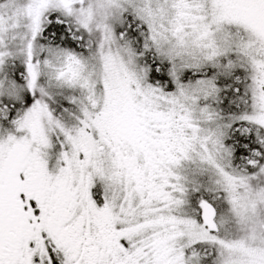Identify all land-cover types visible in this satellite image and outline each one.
Returning <instances> with one entry per match:
<instances>
[{
  "label": "snow or ice",
  "instance_id": "6c2138e0",
  "mask_svg": "<svg viewBox=\"0 0 264 264\" xmlns=\"http://www.w3.org/2000/svg\"><path fill=\"white\" fill-rule=\"evenodd\" d=\"M0 264H264V0H0Z\"/></svg>",
  "mask_w": 264,
  "mask_h": 264
}]
</instances>
